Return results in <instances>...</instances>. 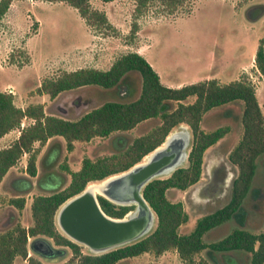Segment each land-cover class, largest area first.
I'll list each match as a JSON object with an SVG mask.
<instances>
[{"label":"rangeland","instance_id":"374dc122","mask_svg":"<svg viewBox=\"0 0 264 264\" xmlns=\"http://www.w3.org/2000/svg\"><path fill=\"white\" fill-rule=\"evenodd\" d=\"M90 4L105 12L108 24H88L78 10L66 1L11 2L0 25V90L11 92L17 106L41 103L46 113L73 116L95 104L94 90L78 87L51 97L40 89L41 82L46 78H55L64 70L79 67L107 69L120 55L138 51L152 64L166 85L179 86L208 78H216L220 83L247 79L258 94L264 116L262 77L255 70V52L261 38H264V0H183L173 9L159 0H150L140 10L136 7V0H90ZM261 11L258 17H253ZM133 22H137L134 32L131 30ZM101 94L104 95V92ZM241 107L240 101L230 102L206 113L201 122V127L207 130L217 125H228L229 130L204 152L199 179L204 184L195 192L189 191L192 185L167 192L169 198L183 203L188 214V219L179 226L180 232L191 230L197 217L222 206L231 195L229 192L213 196L210 193L208 197L203 194L212 181L227 178L229 172L232 173L231 178L237 175V168L227 160V154L242 132ZM31 122L32 118L23 117L20 128L11 129L0 137V146L10 144L20 134L21 128ZM145 127L141 125L125 133H116L114 137L94 136L89 140H75L72 149H67L65 139L58 135L44 143L35 141L37 174L31 176L28 173V153L25 152L0 181V232L17 224H32L30 205L33 197L59 184L65 185L69 180L68 172L60 167L62 162L66 161L70 170H76L84 157L116 150L123 144L118 142L119 138L132 139ZM218 154H222L223 159H218ZM42 157L49 160L45 159L47 165L43 169L40 166ZM187 163L185 159L181 166ZM225 166H229L228 169ZM215 167V175L209 177L208 170ZM53 170L61 172L62 181L52 177ZM257 176L258 181H264V158L260 161ZM92 182L97 181L89 183ZM197 194L200 196L197 197ZM19 196L24 198L22 208L10 201ZM245 207L248 214L246 220L243 219V226L258 231L264 224L256 225L253 220L258 210L253 195L246 198ZM239 221L231 219L214 227L206 233V239L221 238L233 226L239 225ZM56 227L61 232L58 224ZM28 250L29 257L41 264H84L80 261L81 255L98 254L90 252L83 244H80L79 254L68 250L66 255L53 259L40 257L30 248ZM231 255L218 254L217 264H227V258L229 262H234ZM200 259L212 261L204 250L197 252L189 261L181 258L175 248H169L159 254L148 251L127 257L115 264H198ZM13 264L31 263L28 256H16Z\"/></svg>","mask_w":264,"mask_h":264},{"label":"trees","instance_id":"16d2710c","mask_svg":"<svg viewBox=\"0 0 264 264\" xmlns=\"http://www.w3.org/2000/svg\"><path fill=\"white\" fill-rule=\"evenodd\" d=\"M12 1L0 0V25ZM58 1L74 6L88 24H108L105 12L92 7L90 0ZM136 1L140 10L150 0ZM159 1L173 9L183 0ZM136 27L137 22H133L131 30L134 32ZM263 41L262 37L255 52V62L264 75ZM78 87L93 89L95 104L70 117L46 113L41 103L17 106L11 92L0 90V137L11 129L20 128L23 117L33 119L21 128L20 134L10 144L0 147V181L25 152L28 153V173L31 176L37 174L35 141L44 143L58 135L65 139L66 148L72 149L75 140H89L94 136L114 137L116 133H125L141 125L146 127L132 139L119 138L118 142L123 144L116 150L84 157L76 170H70L66 161L62 162L60 167L68 172L69 180L65 185L59 184L33 197L30 205L32 224H17L0 232V264H13L16 256L26 258L28 238L36 235L49 236L58 244L70 246L75 255L79 254L80 244L60 232L55 225L54 216L58 207L87 184H94L89 182L102 180L139 162L181 124L187 125L191 131L187 165L177 167L165 177L151 179L142 189L143 196L155 213L153 229L128 244L98 254H83L80 261L84 264H115L118 260L144 252L159 254L175 248L181 258L189 261L197 252L204 250L212 261L200 259L198 264H217V255L230 250L245 252L249 264H264V225L258 231L243 226L245 200L256 193L255 181L260 161L264 158V116L251 82L240 78L220 83L216 78H208L179 86L166 85L143 54L128 51L116 58L107 69L86 66L64 70L40 84V89L51 97ZM123 90L126 92L121 93ZM103 92L104 95L101 94ZM234 101L242 103V132L228 153L238 169L231 195L224 205L197 217L191 230L180 232L179 226L188 219V214L183 203L169 198L167 192L185 189L200 179L205 150L229 130L228 125H217L207 130L201 127V122L212 109ZM45 159L42 161L44 167L47 165ZM52 172V177L62 181L61 172ZM10 201L18 208L24 205L22 196L13 197ZM98 201L102 209L113 217H122L133 207V204H116L100 194ZM236 218L240 220L239 225L233 226L224 236L211 241L206 239L208 231ZM28 259L31 264H39L31 256Z\"/></svg>","mask_w":264,"mask_h":264},{"label":"water","instance_id":"95a60500","mask_svg":"<svg viewBox=\"0 0 264 264\" xmlns=\"http://www.w3.org/2000/svg\"><path fill=\"white\" fill-rule=\"evenodd\" d=\"M179 133L180 136H178ZM190 140V130L181 124L168 133L162 144L144 156L147 157L146 160H140L127 170L94 182V184H105L104 191L98 194L116 204L127 205L130 204L128 201L136 200L140 206L137 213L127 212L122 217L107 214L98 201V194L91 193L87 184L82 191L59 206L56 218L61 230L72 240L85 245L93 243L96 245L101 243L102 238L113 236L109 244L94 246L92 251L95 253L128 244L149 233L156 218L143 196L142 189L151 179L168 175L183 164L167 173H162L166 168L177 163L180 154H186L185 159H187ZM34 241L43 242V247L49 250H62L54 247L46 236H34L29 244L31 245Z\"/></svg>","mask_w":264,"mask_h":264},{"label":"flooded vegetation","instance_id":"af4514ba","mask_svg":"<svg viewBox=\"0 0 264 264\" xmlns=\"http://www.w3.org/2000/svg\"><path fill=\"white\" fill-rule=\"evenodd\" d=\"M231 150V149H230ZM229 150V151H230ZM229 153V152H228ZM219 158L218 159H223V155L222 154H218ZM227 160H229L232 164H234L228 157V154H227ZM43 157L41 158L40 160V166L41 168L43 169L44 166H43ZM235 165V164H234ZM54 166V165H53ZM229 166H225V169H228ZM235 167L237 168V166L235 165ZM212 168V166H211ZM217 167L213 168L212 169H209L208 170V176L209 177H213L215 174V170H216ZM237 172H238V169H237ZM258 173H259V168H258ZM257 173V174H258ZM232 173L229 172V175L226 177H222L218 182H214L212 181L211 184L209 185V188L208 186L205 188V194L203 195H206L207 197L209 196L210 193H212V196L213 194H226V193H230L231 194V191H232V185H233V180L235 179L234 178H231ZM204 184V182H199V180L197 182H195L194 184H191L192 186H190L189 188V191H192V192H195V190L197 191L198 187L199 186H202ZM189 187V186H188ZM255 187H256V193L255 195H253L254 199H256V205L258 206V210L256 212V217L253 219L256 223V225H259V224H264V181H258V176L256 177V181H255ZM186 189V188H185ZM221 189V190H220ZM222 195V194H221ZM252 195L250 194L247 198H252ZM196 196V194H195ZM200 195L197 194V197H199ZM194 197V196H193ZM129 205V204H127ZM224 205V204H223ZM134 206L129 209V211L133 210L134 209ZM245 206V205H244ZM220 207V206H219ZM246 211L248 210L247 207H245ZM136 210V206H135V209L133 211H131L130 213H133L135 212ZM128 211V212H129ZM244 213V220H246L247 218V214L248 212ZM231 220V219H230ZM228 220V221H230ZM156 221V219H155ZM227 222V221H226ZM38 236V235H36ZM42 236H46V235H42ZM67 236V235H66ZM34 237V236H33ZM49 237V236H48ZM47 237V238H48ZM68 237V236H67ZM70 238V237H69ZM29 239V242L30 240V237L28 238ZM71 239V238H70ZM102 238L101 239V243H96V245L93 243L92 245H85L83 244L84 246H86V248L90 251V252H93L92 249L95 247H99V246H102V245H105V244H109L110 242H112L113 240V236H107L106 239ZM27 244L28 246V249L30 248L33 252H35L38 256L40 257H43V258H49V259H53V258H59L61 256H64L68 253V250H70L73 254L74 252L71 250L70 246L68 245H63V244H58L56 243L54 240H51L52 242V245L56 248H61L62 250H49L47 248H44V244L43 242L41 241H34L33 243H31V245ZM133 242V241H132ZM79 243V242H78ZM80 244V243H79ZM122 246V245H121ZM119 247V246H118ZM116 248V247H114ZM113 249V248H112ZM110 250V249H108ZM107 251V250H106ZM104 251H100V252H97V253H102ZM226 253H232L233 254V258H234V262H229V259L227 258V264H249V258L247 257L246 253L243 252V251H239V250H230ZM30 253H29V250H28V254L27 256H29ZM38 261V260H37ZM219 262V261H218ZM39 264H41L40 261H38Z\"/></svg>","mask_w":264,"mask_h":264},{"label":"bare ground","instance_id":"6f19581e","mask_svg":"<svg viewBox=\"0 0 264 264\" xmlns=\"http://www.w3.org/2000/svg\"><path fill=\"white\" fill-rule=\"evenodd\" d=\"M178 136H180V133L178 134ZM177 136V137H178ZM185 142H186V140H185ZM185 158H186V154H180V156L178 157V159H177V163H175L172 167H168V168H166L162 173H167V172H169V171H171L173 168H176L177 166H179V165H181L184 161H185ZM147 159V157H145V159L144 160H146ZM104 185L105 184H92V185H90L89 187H88V190L91 192V193H94V194H98V193H101L102 191H104L103 189H104ZM128 202H130V204H133V205H135L136 206V210H135V212H133V213H130V214H134V213H137L138 212V210H139V203L136 201V200H131V201H128ZM131 212V211H130Z\"/></svg>","mask_w":264,"mask_h":264},{"label":"crops","instance_id":"0c3cea01","mask_svg":"<svg viewBox=\"0 0 264 264\" xmlns=\"http://www.w3.org/2000/svg\"><path fill=\"white\" fill-rule=\"evenodd\" d=\"M106 2H108V1H106ZM10 9V6L8 7V9L7 10H9ZM7 13V11L4 13V15ZM1 21H3V17H2V20ZM255 70L257 71V73H259V75L262 77V79H261V86H262V88L264 89V85H263V83H264V75L258 70V68H255ZM207 78H208V76H207ZM168 85V84H167ZM180 85V84H179ZM178 86V85H177ZM261 91H264V90H261ZM258 95V94H257ZM22 107V106H21ZM4 146H6V145H4ZM1 147V146H0ZM59 208V207H58ZM58 210V209H57ZM57 210H56V212H57ZM54 221H55V225L56 224H58V226H59V228H60V225H59V223H58V220H57V218H56V213H55V216H54ZM60 230H61V228H60ZM61 232L63 233V234H65L62 230H61ZM66 235V234H65Z\"/></svg>","mask_w":264,"mask_h":264}]
</instances>
